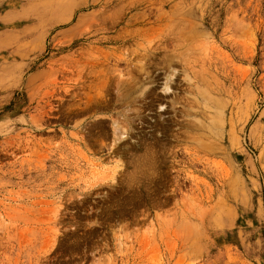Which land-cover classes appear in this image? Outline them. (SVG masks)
Masks as SVG:
<instances>
[{"label":"rangeland","instance_id":"374dc122","mask_svg":"<svg viewBox=\"0 0 264 264\" xmlns=\"http://www.w3.org/2000/svg\"><path fill=\"white\" fill-rule=\"evenodd\" d=\"M140 1L0 0V264H264V134L249 142L264 112V0ZM157 15L174 20L152 45L204 21L199 47L183 62L131 55L137 98L114 104L110 39L126 19ZM133 40L121 54L136 50ZM216 72L227 86L249 79L244 99L256 107L233 130L237 157L218 146L209 122L218 114L201 101L210 88L226 98ZM165 81L169 94L160 92ZM114 119L125 138L109 157ZM165 129L187 142L167 143ZM144 146L158 157L145 167L136 160Z\"/></svg>","mask_w":264,"mask_h":264},{"label":"bare ground","instance_id":"6f19581e","mask_svg":"<svg viewBox=\"0 0 264 264\" xmlns=\"http://www.w3.org/2000/svg\"><path fill=\"white\" fill-rule=\"evenodd\" d=\"M141 3L140 4H143L142 3V0L140 1ZM146 3V2H145ZM95 4V3H93ZM106 4V3H104ZM154 12V11H153ZM176 12V11H175ZM157 14V13H156ZM171 14V13H170ZM174 14V13H173ZM171 14V15H173ZM143 18V17H142ZM141 18V19H142ZM140 19V20H141ZM139 19H136V22L135 21H130V19H126L125 22H123L124 24V28L120 29L118 33H116L114 36L111 37L110 39V42L113 43V44H117L116 46L114 45L111 49H110V52L108 53V55H110L113 59V69L111 68L110 70H108L107 72H111V75H110V80H111V85L113 87V103H125V102H130V101H135V98L137 97H133L134 94L137 93L138 89H139V84L135 87H132V85H130V82L132 80V75H131V71L130 69L128 68L129 64H131V61H132V57L131 55H135L136 59L138 62H142L141 60L142 59H145V58H149V57H153L155 56L156 54H162V55H165L167 57H169V55H172L173 57L175 55L181 57L180 60L183 62L184 61V57L188 56V55H191V54H194L196 53V50L199 46H196L195 43L197 42L198 43V39H199V35L202 33H198L197 32V29L199 28H202L203 26H206V23L204 21H201L200 23L198 24H194V23H191L189 21H187V23H184L185 25H183V27H181V30H178V32L175 31L172 29V32L175 33L171 38H165V44L163 45V43H161V45H158V44H154L152 45V41L154 40V38L156 37L155 35H157L160 30L162 29V27H166L171 21L173 22L174 18L171 19L170 16H162V15H157L156 18L153 19V21H150L148 18L146 20H141L140 21ZM183 20V19H180V21ZM176 22L174 26L172 27H175V26H181L179 25L178 23L180 22ZM117 22V21H116ZM172 22L170 24V26L172 25ZM182 22V21H181ZM185 22V21H184ZM120 24V23H117V25ZM133 28L132 30V35H126L125 33V29L126 27L130 26ZM248 25V24H247ZM176 28V27H175ZM124 30V31H123ZM166 30V29H165ZM168 30V28H167ZM242 30H244L242 28ZM171 31V30H170ZM241 31V30H240ZM242 32V31H241ZM162 33V32H161ZM160 33V34H161ZM247 33V32H246ZM252 33V32H251ZM172 35V34H171ZM170 35V36H171ZM248 35V34H247ZM246 35V36H247ZM252 36V34H250ZM250 36V37H251ZM91 37V36H90ZM110 37V36H109ZM132 37L134 40V43H133V46L136 48V50H129L130 52L128 54H121V52L119 51L120 50V46L122 44H125V42L130 38ZM158 38V37H157ZM201 39V38H200ZM103 43V42H102ZM255 47V46H254ZM127 49V48H126ZM202 52V51H201ZM108 56V57H110ZM164 56V57H165ZM176 56V57H177ZM252 56V55H251ZM134 57V56H133ZM171 57V56H170ZM176 57H174V59H176ZM178 57V59H179ZM240 57V56H239ZM105 58V57H104ZM147 58V59H148ZM190 58V57H189ZM194 58V57H193ZM251 58V57H250ZM169 59V58H168ZM173 59V58H172ZM249 59V58H248ZM135 60V59H134ZM188 60V59H186ZM185 60V61H186ZM246 60V59H245ZM191 61V60H190ZM250 61V60H249ZM102 62V61H100ZM144 62V61H143ZM146 62V61H145ZM171 62V60H170ZM173 62V61H172ZM192 62V61H191ZM93 63V62H91ZM90 63V64H91ZM96 63V62H95ZM98 63V62H97ZM135 63V62H134ZM162 63H164V60L162 61ZM89 63H86L85 65H87ZM89 64V65H90ZM165 64V63H164ZM185 64V63H184ZM213 64V63H212ZM100 65V64H98ZM122 66V71L120 70H117L119 66ZM134 65V64H133ZM131 65V66H133ZM137 65V64H136ZM91 66V65H90ZM92 66H95V64L93 63ZM97 66V65H96ZM101 66V65H100ZM111 66V67H112ZM130 66V67H131ZM138 67H135L136 70H137V74H144V69H143V66L142 65H137ZM171 66V65H170ZM210 66V65H209ZM99 67V66H98ZM134 67V66H133ZM165 67V65H164ZM172 67V66H171ZM263 67V66H262ZM88 68V67H87ZM110 68V67H109ZM152 68V67H151ZM186 68V67H185ZM105 69V68H104ZM147 69V68H145ZM173 69V68H172ZM211 69V68H210ZM215 69V68H214ZM217 69V68H216ZM99 70H100V67H99ZM98 70V71H99ZM134 70V69H133ZM169 70V69H168ZM171 70V69H170ZM218 70V69H217ZM245 70V69H244ZM94 71V69H93ZM92 71V72H93ZM147 71V70H146ZM166 71V70H165ZM172 71V70H171ZM169 71V72H171ZM208 71V70H207ZM221 71V70H220ZM91 72V70H90ZM91 72V73H92ZM222 72V71H221ZM80 73V72H79ZM85 73V72H84ZM89 73V72H88ZM93 73H96L93 72ZM110 74V73H109ZM172 74V73H171ZM215 74V73H214ZM220 74V72H219ZM78 75V74H77ZM83 75V74H82ZM81 75V76H82ZM92 75V74H91ZM151 75V74H150ZM169 75V73H168ZM223 75V74H222ZM227 76V74H224ZM223 75V76H224ZM249 75V74H248ZM264 75V74H263ZM85 76V75H84ZM99 76V75H98ZM172 76V75H171ZM170 76V77H171ZM187 76V75H186ZM216 77H218L219 79H222V85H224L225 87H222L223 90L222 92H226L225 93V96L226 98H222L223 102H218L216 101L215 99H213V95H215L214 93V89H206V91L203 90V94L201 95V101L204 105V107L208 110L209 113H215L216 115L218 114V116L215 118V122L213 121L212 117L209 118V122L211 125H213L215 127V129H218V131H216V139H217V142H218V146L221 147L222 151L223 152H230L232 153L233 155H235L234 153V145H235V142L233 140V130L235 129L236 125L237 124H240L242 129L241 130H244V128L249 124L250 120L252 119V115L256 109L255 108H249V101L245 100L244 99V96L246 93H248V90H247V85L249 86V79L247 80V84H246V81L244 80L245 78H242L238 83H232L233 84H229V86H227V80L221 76H219L216 72L215 74ZM83 77V76H82ZM100 77V76H99ZM98 77V78H99ZM103 79H105L103 82L106 83V80H107V76L106 75H103L102 76ZM144 77V76H143ZM247 77V76H246ZM92 78V77H91ZM95 78V77H93ZM138 78V77H137ZM192 78V77H191ZM202 78V77H201ZM206 78V77H205ZM228 78V77H227ZM260 78V77H259ZM140 79V78H139ZM148 79V78H147ZM171 79V78H170ZM217 79V78H216ZM237 79V78H236ZM109 80V81H110ZM142 80V79H141ZM168 80V79H167ZM207 80V79H206ZM230 80V78H229ZM262 80V79H261ZM92 81V80H91ZM140 81V80H139ZM170 81V80H169ZM205 81V80H204ZM237 81V80H235ZM234 81V82H235ZM263 81V80H262ZM90 82V81H89ZM101 82V81H100ZM99 82V83H100ZM134 82V81H133ZM229 82V81H228ZM95 83V82H94ZM108 83V82H107ZM138 83V82H137ZM141 83V82H140ZM149 83V82H148ZM204 83V82H202ZM214 83V82H213ZM217 83V82H216ZM230 83V82H229ZM96 84V83H95ZM133 84V83H132ZM136 84V83H135ZM144 84V83H143ZM215 84V83H214ZM87 84L84 83V86H86ZM91 85V84H90ZM207 85V84H206ZM209 85V84H208ZM253 85V84H252ZM257 85V84H256ZM261 85V84H260ZM146 86V85H145ZM162 87L160 88V92L166 94L170 92V88L169 86L167 85V81H165L162 85ZM211 86V85H210ZM209 86V87H210ZM251 86V85H250ZM109 87V86H107ZM111 87V86H110ZM109 87V88H110ZM253 87V86H251ZM86 88V87H85ZM89 88V87H88ZM91 88V87H90ZM108 88V89H109ZM87 89V88H86ZM143 89V88H142ZM198 89V88H197ZM201 89V88H200ZM106 90V89H105ZM110 90V89H109ZM109 90H107L109 92ZM252 90V89H251ZM112 91V90H111ZM196 91V90H195ZM216 91H218L216 89ZM220 91V90H219ZM92 92V91H91ZM107 92V93H108ZM259 92L261 93V96H262V99H264V83L260 86L259 88ZM171 93V92H170ZM197 93V92H196ZM259 93V94H260ZM148 96H152L153 95V92L152 91H149L147 92ZM162 94V95H164ZM250 97V101H253L255 102V99L257 98L258 96V93L254 91L253 94H251L249 92ZM165 96V95H164ZM88 97V96H87ZM221 97V96H220ZM147 98V97H146ZM155 98H153V101H154ZM96 100V99H95ZM146 100V99H145ZM158 100V99H156ZM147 101V100H146ZM152 101V102H153ZM175 101V100H173ZM260 101V100H259ZM88 102V101H87ZM96 102V101H95ZM110 102V101H109ZM108 102V103H109ZM155 102V101H154ZM159 102V101H158ZM137 103V101H136ZM141 103V102H140ZM263 103V102H262ZM126 104V103H125ZM132 104V102H131ZM130 104V105H131ZM145 104V103H144ZM158 108L161 109L163 106L162 104L158 103ZM107 105V104H105ZM153 105V104H152ZM172 105V104H171ZM190 105V104H189ZM121 106V105H120ZM173 106V105H172ZM188 106V105H187ZM192 106V105H191ZM194 106V105H193ZM112 107V106H111ZM138 107V106H137ZM174 107V106H173ZM85 108V107H84ZM87 108V107H86ZM116 108V107H115ZM130 108L132 109V107L130 106ZM144 108V107H143ZM134 109V107H133ZM175 109V108H174ZM91 110V109H90ZM140 110H141V107H140ZM88 111V110H87ZM113 111V110H112ZM116 111V110H115ZM124 111V110H123ZM139 111V110H137ZM196 111V110H195ZM194 111V112H195ZM125 112V111H124ZM187 112V111H186ZM185 111L183 113H186ZM122 113V112H121ZM204 113V112H203ZM135 114V113H134ZM188 114V112L186 113ZM206 114V113H205ZM125 115H128V114H125ZM135 116V115H133ZM180 116V115H179ZM202 116V115H201ZM204 116V114H203ZM127 117V116H126ZM129 117V116H128ZM140 117V115H139ZM159 118V117H158ZM196 118V117H195ZM119 118H117L116 120H118ZM122 119V117H121ZM143 120V119H142ZM168 120V119H167ZM258 120L259 122L261 123L260 125L257 124V125H253L252 127H250V131H249V142L250 144L256 146V142L252 139L253 138V135L254 134H260V138L262 137V134H264V112H262L260 114V116L258 117ZM112 121V120H111ZM171 121V120H170ZM187 121V120H186ZM122 123V120L120 121ZM120 122L118 121H112L111 122V130H112V140H113V144L111 145V148H108L109 149V157L112 156V155H116L119 153V151L121 152V148L118 146H116V142H119L122 141L124 138H125V132L124 131H120ZM124 122V125L125 126H130V120L126 119L123 121ZM156 122L155 121V125H156ZM172 122V121H171ZM174 122V121H173ZM208 122V121H207ZM200 123V121H199ZM198 123V124H199ZM160 124V122H159ZM200 124H203L202 122ZM199 124V125H200ZM158 125V124H157ZM157 125H156V128H157ZM198 125V126H199ZM169 126V125H168ZM197 126V125H195ZM172 127V126H171ZM193 128H195L194 126H192ZM206 127V126H205ZM240 127V126H239ZM122 128V127H121ZM208 128V127H207ZM124 129V128H123ZM129 130V129H128ZM208 131V130H207ZM173 131H170V130H167L165 129V132L163 133H166L164 134V140L167 142V143H173L174 142H187V140H181L179 137H177L176 135L172 134ZM187 133V132H186ZM196 134V133H195ZM198 134V133H197ZM196 134V135H197ZM193 135V134H192ZM211 135V134H210ZM252 135V136H251ZM181 136V135H180ZM191 136V135H190ZM201 136V134H200ZM182 137V136H181ZM198 137V136H197ZM196 137V138H197ZM210 137V136H209ZM114 138V139H113ZM183 139H187L185 138V136L183 137ZM190 140L188 141H192L191 139L192 138H189ZM256 139V138H255ZM194 140V139H193ZM200 141V139H197ZM197 140L193 141L192 143H194L195 145L197 144ZM154 142V141H153ZM122 143V142H121ZM125 143V142H124ZM155 143V142H154ZM199 143V142H198ZM202 143V141H201ZM201 143L199 145H201ZM123 144V143H122ZM185 144V143H184ZM204 144V142H203ZM140 145V144H139ZM199 145H197V149L199 150L198 152H201V153H204L205 155H207V152H208V149L205 145V147H203L204 145H201L199 147ZM259 146V145H258ZM257 146V147H258ZM124 147V146H123ZM194 147V146H193ZM145 146L144 147H140L139 150L140 151H143L144 153L139 155L137 157V161L140 162V164L142 163V165L145 167V164L149 163L148 166L151 164V162H155V160L158 158L157 156H152L150 154H147L146 153V150H145ZM148 149V148H147ZM124 150V149H123ZM138 150V149H136ZM220 150V149H219ZM148 151V150H147ZM186 151V150H185ZM215 151V150H214ZM254 151V150H253ZM261 151V150H260ZM188 152V151H187ZM239 153V152H238ZM195 154V153H194ZM242 154V153H241ZM153 155L154 152H153ZM237 155V154H236ZM235 155V156H236ZM245 156V155H244ZM192 157V155H191ZM237 157V156H236ZM247 157V156H246ZM259 157V155H258ZM184 159L186 160H189L190 159V155L185 153L184 154ZM236 159V158H235ZM135 160V159H134ZM203 160V157H197V159L195 160L194 158V162L196 164H199V165H202V161ZM252 160V159H251ZM182 162V161H181ZM185 162V161H184ZM192 162V163H194ZM145 163V164H143ZM259 163L264 165V152L262 151V153L260 152V157H259ZM255 164V163H254ZM250 165V164H249ZM153 166V164H152ZM142 167V166H141ZM244 167V166H243ZM242 170V168H241ZM247 171V170H246ZM245 171V172H246ZM202 174H204L205 176V173L202 171H200ZM98 173V172H97ZM154 175V174H153ZM206 176L208 177V175L206 174ZM210 176V175H209ZM104 177V176H103ZM211 177V176H210ZM184 208V207H183Z\"/></svg>","mask_w":264,"mask_h":264}]
</instances>
